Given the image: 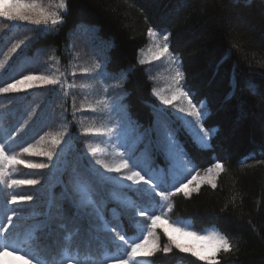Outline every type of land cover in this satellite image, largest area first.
I'll return each mask as SVG.
<instances>
[{
	"label": "trees",
	"instance_id": "trees-1",
	"mask_svg": "<svg viewBox=\"0 0 264 264\" xmlns=\"http://www.w3.org/2000/svg\"><path fill=\"white\" fill-rule=\"evenodd\" d=\"M66 3L67 12L60 13L63 23L36 34L28 47L18 48L10 62L8 59L9 65L0 74V86L4 81L10 83L19 79L28 71L22 60L37 49H50L59 64L65 66L69 59V31L81 23L91 24L97 27L102 38L112 41L106 69L117 72L129 68L123 84V103L129 116L141 126L151 125L156 101L145 68L138 64V51L147 42L149 28L166 33L169 50L180 60L181 87L194 94V103L205 101L208 113L203 126L215 130L209 137L210 147L204 149L196 148L188 137L184 138V158L200 171L211 166L215 162L213 158L218 157L225 169L216 177V188L203 184L190 196L182 193L170 196L173 207L169 215L174 219H189L194 231L213 226L227 235L232 250L218 253L219 264H264V0H66ZM233 21H238L242 27L235 28ZM24 27L21 24L11 27L8 20L0 18L1 59L9 54L11 45L21 39L22 36H16L26 31ZM44 97L53 98L45 87L1 95L0 104L3 101L19 103L13 105L4 119L9 121L11 114L16 113L19 116L12 119V124L18 123L23 112L34 107L33 100ZM46 106L30 131L7 144L12 146L9 152L46 131L40 129L50 111V104ZM68 109L66 98L63 120L67 124L71 121ZM180 134L186 135L183 130ZM79 150L80 144L76 143L69 154L75 155ZM71 157L68 156L65 167L60 169L59 184L50 187L46 196L39 190L32 194V188L24 186L26 193L39 198L25 204H33L38 209L26 206L35 211V215L11 230L10 237L18 245L25 244L29 231L37 226H42L37 235L43 255L57 251L66 230L79 229L74 243L82 249L90 245L96 251L98 243L105 241L94 232L91 234L82 211L68 199L64 184L80 170L70 174ZM153 161V169L165 165L160 153L154 154ZM40 189L43 191L42 187ZM132 192L116 191L118 196ZM107 205L122 214L119 220L129 232L135 230L129 223L131 219L117 209V203ZM16 207L26 212L24 204L16 203ZM0 209L6 214L7 201H0ZM104 215L109 219L107 209ZM147 262L208 264L175 247L168 253L157 250Z\"/></svg>",
	"mask_w": 264,
	"mask_h": 264
},
{
	"label": "rangeland",
	"instance_id": "rangeland-1",
	"mask_svg": "<svg viewBox=\"0 0 264 264\" xmlns=\"http://www.w3.org/2000/svg\"><path fill=\"white\" fill-rule=\"evenodd\" d=\"M40 2L45 7H49V5H51L52 7L50 10L56 11L57 9L55 8V5L59 3V0H40ZM9 22L11 25L21 24L25 26L24 28L26 31L22 34L19 33L16 36V38L22 36L21 39L15 41L11 45L13 46L20 41H24L20 48L28 47L36 34L54 29V27L50 24L47 26V29H45L44 25H35L21 21ZM232 25L235 28L242 27L238 21H233ZM68 35L69 39L67 51L69 52V59L67 60L65 66H61L58 59L54 56L50 49L45 48L37 49L31 56L24 57L22 60V65L29 68L28 71L24 72L23 76L29 74L52 75L55 73L56 76L60 77L61 85L63 86H34L30 89L20 92H30L39 87H45L49 93L53 94V98L51 100L46 97L34 99V107L30 111L23 112L24 114L21 116L18 123L14 121L13 124L12 119H16L19 115L12 113L9 121L4 118L7 114H10L13 105L19 103H15L14 101H3V103L0 104V142L5 144H9L12 140L21 136L28 129V131H30L32 129L30 127L36 123L35 120L38 118V116L43 112L44 109H47L46 104H50L48 109L50 111L48 113L47 119L44 124L40 125L41 131H46L41 133L37 138L33 137V139L28 141L25 145L14 148L9 152L10 154H18L20 159L30 163L48 164L49 167L44 169H33L27 168L24 165H16L15 171L12 174V178L36 179L40 181V183L37 185L14 186L11 189L6 187L4 184H0V201H8L10 194L29 195L26 193V188H24V186H30L32 188V194H35L39 190L38 192L42 193L43 197L46 196L50 187L59 184L60 169L62 170L65 167L64 164L66 159L69 155H72L70 159V174L79 169L80 170L78 173L76 172V175L69 176L70 179L65 182L64 186L68 190V199L74 203V207H77L78 203V197L76 194L77 185L79 184V181H83L92 184V187L99 193L97 196L98 200L102 197L107 201V203H117L119 206L117 209H121V212L124 213L125 217L128 219H131V217L134 215L133 209L126 206V204L120 203L119 201L121 200L134 201L136 204H139V206L148 207V211H152L154 208L156 214H160V205H166V203L170 201H162L159 196H141L135 192L125 194L124 196L122 194L118 196L116 192L110 194V190L113 186L101 185L98 182V178L92 173L91 170L93 168H98V166L94 164L95 158H103L107 161H111L113 159V149L118 148L121 143H124L130 150L135 151L137 159L147 163L152 169V155L155 154L156 151H161L164 155H166L165 158L167 159L168 167L167 171H157L156 173L163 177L168 175L169 180H171L170 178L173 179L171 184L174 183V180L177 176L183 178L184 183H187L188 180L191 179L192 175H196V172L193 171L188 174L186 178H184L183 174L185 171V165L188 168L191 167L188 165L184 157H174L168 153L166 148L167 133L169 132L174 133L176 139L179 141L180 146L184 147L182 137L178 135V132L180 131L179 127L186 131V129L183 127L181 118H187L189 120L194 119L193 117H186V113L179 111L180 108H188L187 101L178 99L173 101L171 104L164 105L155 95H153L151 91L152 96L157 103L155 106L156 111L154 121L151 125L146 126H141L135 123L129 116L125 104L123 103V98L125 97L123 84L126 79V72L129 68H124L117 72H111L106 69V72L103 75L99 74L101 72V68L105 66L108 61V51L112 45V41L110 39L102 38L97 33V27L87 23H81L77 25L75 28L69 31ZM163 35H166V33H158L156 40H153V38L148 36L146 45L143 46L138 52L137 61L138 64H141L139 63V60H145V63L141 65L144 66L145 72L152 83V89L156 88L157 90L161 91L162 94L170 96L172 90L171 86L173 84L172 78L175 75V70L177 68L180 70V60H178V57L175 54H172L169 49L168 53L164 54L163 56H160L159 58L155 57L154 54L156 52V43L157 41L162 40ZM11 46L9 45V47ZM15 53L16 52L9 54V62ZM3 60L4 58H0V61ZM8 65L9 63L7 61L5 68ZM97 65L101 66V68H98ZM5 68L0 69V74L3 72V70H5ZM85 68L90 69V71L87 73L83 72L82 70ZM21 78L22 77L19 79ZM5 83L6 82L4 81L2 86H4ZM5 94L8 93H0V96ZM66 98L70 106V109L68 110L70 112L69 116L71 117V121H68V124L63 120L64 114L66 112ZM100 99H106L108 101V107L103 108V106H101L102 110L97 109V111L93 112L89 105H95L96 101ZM197 104H199V102ZM204 111L208 113L207 109H204ZM5 120L8 122V124H5ZM49 120L54 121L49 123ZM91 125H95L97 127L105 125L107 127L113 128L114 132L110 135H96L85 132V128ZM60 133L66 134L64 136V141H67V143L62 142L60 145L53 147L51 144V138L54 135L59 137ZM212 133L213 132H210L209 137ZM76 143L80 144V150L74 153L75 155L69 154L72 149L75 148ZM29 144L35 146L37 149L51 150L53 152L52 161H49L46 156L23 153L22 149L24 147H28ZM90 144L93 147H99L102 150L97 154V157H93L88 153L87 146ZM9 148L12 149V146H9ZM61 149H63V151H61ZM120 150L123 151V149ZM57 154H59V156ZM74 167L75 169H73ZM27 169L33 171L29 172ZM25 170H27V172H25ZM100 171L103 170L101 169ZM198 173L199 177L201 178L200 184L207 183L203 180V177L205 176V170H200ZM106 175L118 176L119 174L112 173ZM196 183L197 182L194 181L191 185H189V190L195 187ZM41 187L43 188V191H41ZM132 187L134 188L136 186L133 185ZM7 189L9 191H7ZM157 191H159V189ZM180 193L184 194L183 192ZM112 195L117 196L118 200L112 199ZM38 199L39 198L37 197H33L32 201L17 203L24 204L25 208L23 209L26 210V212H23L21 209H19L18 207L20 206L16 207V204L7 203L8 210L6 211V214H3V211H1L2 209H0V222H4L5 216L11 215L12 211L14 210L17 213V217H19V219H17V217H13V226H9L11 232V230L17 227L22 221L32 218L35 215L36 212L32 211L31 209L37 210L38 208L33 206V204L26 205L25 203H34V201ZM26 206L30 207L31 209L27 208ZM105 209L109 211V220H111V212L114 208L106 204V206L103 207L104 212ZM164 212L166 213V216H163L162 219H166L168 223H174L178 221L180 227L186 228L189 232H195L199 236H205L212 232H219L213 226L204 228L201 232L194 231L189 225L191 224L189 219L180 221L170 217V210H168L166 207L164 208ZM82 213V218L88 222L91 228V234L94 232L98 237L106 240L104 233H98L92 228V221H90L92 217L88 216L83 211ZM121 215L122 214L119 212V217H121ZM136 219L143 221L146 219V217L136 216ZM130 221L131 220H129V223L131 224ZM156 232L159 236L161 252H163L162 249L165 245H168L170 248L175 247L174 245H170L167 236L164 234L161 228H157ZM173 234L180 239L181 243L189 246H195L196 249L203 255H211V249L207 241L198 240L195 236L181 235L180 233ZM0 240H2V237H0ZM189 254L191 253L189 252ZM193 257L199 259L197 256ZM142 258L146 257L137 258L138 264H146ZM0 264H24V262L14 260L12 257L6 256L0 259ZM134 264H136V262H134Z\"/></svg>",
	"mask_w": 264,
	"mask_h": 264
},
{
	"label": "snow or ice",
	"instance_id": "snow-or-ice-1",
	"mask_svg": "<svg viewBox=\"0 0 264 264\" xmlns=\"http://www.w3.org/2000/svg\"><path fill=\"white\" fill-rule=\"evenodd\" d=\"M51 7V5L45 7L40 0H0V18L13 22L21 21L35 25H44L45 29H47L49 24L55 27L63 23V17L60 13L67 12L66 0H59V3L55 5L56 11L50 10ZM18 26L19 25L16 24L11 25V27ZM157 35L158 33L155 30L152 28L148 29V36L153 38V40H156ZM167 41L168 35H163L162 40L157 41L156 52L154 54L156 58L168 53L169 45ZM23 43L24 41H20L14 44L9 50V54L16 52ZM9 54H6L4 60L0 61V69L5 68ZM139 63L143 64L145 60L141 59ZM97 67L101 68L99 65H97ZM82 71L87 73L90 69L85 68ZM105 72L106 65L101 68L99 74L103 75ZM172 79L173 84L171 86L172 90L170 96L162 94V92L156 88L152 89L153 95L164 105L171 104L178 99L187 101L188 108H180L179 111L186 113V117H193L194 119L189 120L187 118H181L183 127L190 134L194 143L199 147H210L208 137L210 132L214 133L215 130L206 129L203 126V120L207 115L206 111H204V109H206L205 103L203 101H200L199 104L194 103L192 99V95L194 94H190L189 91H185L184 88L180 86L183 73L179 68L175 70V75ZM46 85H61V79L59 76H56L55 73L52 75H24L21 79H14L10 83H5L4 86L0 87V93L20 92L34 86ZM101 106L107 108L108 101L106 99H100L96 101L95 105H89L93 112L97 111V109H101ZM85 132L96 135H110L114 132V129L105 125L99 127L91 125L85 128ZM65 135V133H60L59 137L55 135L52 136V146L55 147L62 142L67 143V141H64ZM87 147L88 153L93 157H97V154L102 151L99 147H93L91 144ZM166 148L168 153L174 157H183L186 155L172 132L167 133ZM120 149H123V151ZM61 151H63V149H61ZM22 152L46 156L49 161L53 159V152L51 150L37 149L31 144H29L28 147H24ZM57 155L59 156V154ZM213 159L215 162L205 169L203 180L210 184L212 188H216V177L225 169L220 158L217 157ZM188 163L192 166L188 168L185 165L184 178L195 171L196 168L195 164L190 160ZM94 164L98 166V168H93L91 171L98 178V182L101 185L113 186L110 190V194L128 189L141 196H159L162 201L168 202L170 196L176 193L183 192L185 196H190L191 192L199 191L200 189L201 178L198 172L196 175H192L187 183H184L183 178L177 176L172 185L174 191L161 187V185L165 183V177L158 175L147 163L137 159L135 151L130 150L124 143H121L118 148L113 149V159L111 161H107L103 158H95ZM16 165H24L27 168L33 169H44L49 167L48 164L30 163L20 159L18 154H10L9 145L0 142V184H4L8 188H13L14 186L37 185L40 183V181L36 179L12 178ZM101 169L103 171H100ZM112 173H117L119 175H106ZM194 181L197 182L195 187L189 190V185ZM133 185L136 187L133 188ZM158 189L159 191H157ZM76 194L78 197V209L92 217V228L96 232L104 233L106 236V240L102 244L98 243L96 251H93L90 245L82 249L80 245L74 243L76 236L79 235V229H75L65 231L62 237L63 243L60 244L56 252L50 255H43L39 245V236L37 235V233L42 230V226L31 229L28 233L26 243L18 245L17 242L10 237L9 226H13V217H17V213L13 210L12 214L6 215L4 222L0 223V237H2V240H0V259L6 256L12 257L14 260L23 261L24 264H134V262L138 264V257L152 256L157 250H160L159 236L156 232L157 228L163 230L170 245H174L175 248L182 252H190L193 256L199 257L200 260L207 261L208 264H219L217 259L218 253L221 251L227 253L232 250V244L225 234L212 232L205 236H199L195 232H189L186 228L180 227L178 221L168 223L166 219H162L163 216H166L164 208L166 207L168 210H171L173 207L170 202L166 203V205L161 204L160 214H156L154 208L149 212L146 207L139 206L134 201H119L132 208L134 212L130 222L135 230L129 232L123 223L120 222L119 213H117L115 208L112 209L113 215L111 220L105 217L103 207L106 206L107 201L102 197L99 200L97 199L99 193L92 187L91 183L80 182L77 185ZM111 198L118 200V197L115 195H112ZM32 199L33 197L31 195L10 194L7 203L16 204L18 202L32 201ZM136 216L146 217V219L140 221L136 219ZM17 219H19V217H17ZM173 233L195 236L198 240L207 241L211 249V255H203L195 246L181 243L180 239ZM162 251L168 253L171 251V248L165 245Z\"/></svg>",
	"mask_w": 264,
	"mask_h": 264
}]
</instances>
